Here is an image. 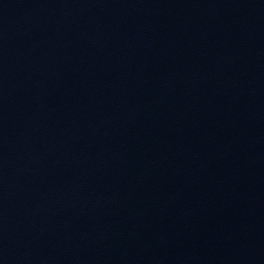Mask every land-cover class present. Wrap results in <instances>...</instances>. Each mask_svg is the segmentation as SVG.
Returning <instances> with one entry per match:
<instances>
[{"label":"water","instance_id":"obj_1","mask_svg":"<svg viewBox=\"0 0 264 264\" xmlns=\"http://www.w3.org/2000/svg\"><path fill=\"white\" fill-rule=\"evenodd\" d=\"M0 264H264V0H0Z\"/></svg>","mask_w":264,"mask_h":264}]
</instances>
